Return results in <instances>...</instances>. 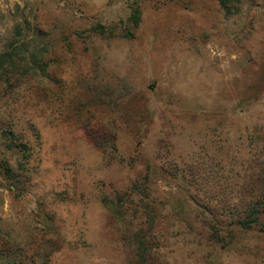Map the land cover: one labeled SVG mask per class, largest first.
Here are the masks:
<instances>
[{
    "label": "rangeland",
    "instance_id": "rangeland-1",
    "mask_svg": "<svg viewBox=\"0 0 264 264\" xmlns=\"http://www.w3.org/2000/svg\"><path fill=\"white\" fill-rule=\"evenodd\" d=\"M235 8L0 0V52L30 40L45 63L0 90V243L18 263L264 264V0ZM119 197L123 217L102 202Z\"/></svg>",
    "mask_w": 264,
    "mask_h": 264
},
{
    "label": "trees",
    "instance_id": "trees-1",
    "mask_svg": "<svg viewBox=\"0 0 264 264\" xmlns=\"http://www.w3.org/2000/svg\"><path fill=\"white\" fill-rule=\"evenodd\" d=\"M242 0H219L220 6L229 14H232L237 8L235 6L240 3ZM20 32L15 33L13 37H20ZM30 40H26L23 42H14L9 47H7L4 51L0 52V90L3 87L4 90L15 89L22 84H27L29 81L34 79V73L37 71L43 70V57L39 58L37 56L34 48L32 49V43ZM45 65V63H44ZM33 73V75H31ZM31 76V77H30ZM5 95V94H4ZM1 96V95H0ZM3 135L9 136L15 134L10 131V129H3ZM8 139V138H7ZM9 147L18 148L24 156H27L28 152L26 147L22 144H16L13 142L11 138H9ZM151 173L148 172L141 181L135 183L131 190L132 193L142 194V202L144 205L145 199L149 198V182L151 180ZM178 177L176 173L173 174V178ZM122 201V198L119 197L118 201L115 202L113 200H109L108 198H103L102 202L109 210H111L117 217H123L122 213L119 209L120 204L118 202ZM152 209V207H151ZM252 216V212L249 213ZM259 220L256 217H253L252 220L242 219L239 224L240 227L247 229L251 228L254 225L258 224ZM215 236L218 235L216 229L214 228ZM135 239L138 240V257L145 262L147 260V256L152 250V241L151 236L146 238L145 235L139 238L138 235H135ZM13 245H8L6 243H0V256L2 259H6L7 261L11 258L15 260L12 264H22L16 261L17 258H23V251L20 249L12 247ZM25 259V258H24ZM43 264H47L44 262Z\"/></svg>",
    "mask_w": 264,
    "mask_h": 264
}]
</instances>
